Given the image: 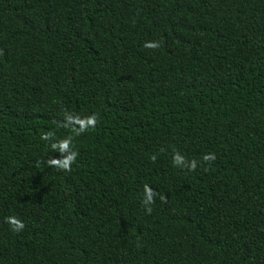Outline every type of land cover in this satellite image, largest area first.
Here are the masks:
<instances>
[{
	"label": "trees",
	"instance_id": "obj_1",
	"mask_svg": "<svg viewBox=\"0 0 264 264\" xmlns=\"http://www.w3.org/2000/svg\"><path fill=\"white\" fill-rule=\"evenodd\" d=\"M0 264H264V0H0Z\"/></svg>",
	"mask_w": 264,
	"mask_h": 264
}]
</instances>
